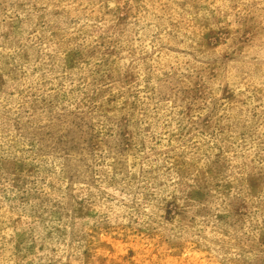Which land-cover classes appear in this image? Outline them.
Instances as JSON below:
<instances>
[{
	"label": "rangeland",
	"instance_id": "1",
	"mask_svg": "<svg viewBox=\"0 0 264 264\" xmlns=\"http://www.w3.org/2000/svg\"><path fill=\"white\" fill-rule=\"evenodd\" d=\"M0 264H264V0H0Z\"/></svg>",
	"mask_w": 264,
	"mask_h": 264
}]
</instances>
